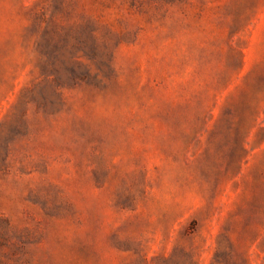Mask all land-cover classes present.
Wrapping results in <instances>:
<instances>
[{"label":"rangeland","instance_id":"374dc122","mask_svg":"<svg viewBox=\"0 0 264 264\" xmlns=\"http://www.w3.org/2000/svg\"><path fill=\"white\" fill-rule=\"evenodd\" d=\"M0 264H264V0H0Z\"/></svg>","mask_w":264,"mask_h":264}]
</instances>
